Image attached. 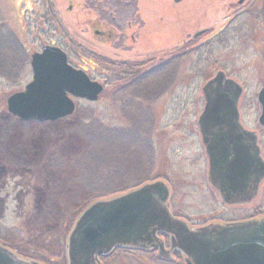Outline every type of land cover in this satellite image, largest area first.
<instances>
[{
  "label": "rangeland",
  "instance_id": "rangeland-1",
  "mask_svg": "<svg viewBox=\"0 0 264 264\" xmlns=\"http://www.w3.org/2000/svg\"><path fill=\"white\" fill-rule=\"evenodd\" d=\"M52 1L46 9L42 0H0V42L16 44L28 61L13 82L0 78V159L29 170L0 169V244L24 260L66 264V241L78 215L92 203L126 194L146 180L169 185L170 209L187 224L211 216L218 205L210 202L196 128L204 104L202 87L224 72L245 89L242 113L253 114L252 99L264 85L263 0L240 5L239 0H161V37L151 36L147 42L152 48L161 43L160 51L126 54L92 37L86 21L94 14L76 4L69 12L66 0ZM199 31L205 33L193 41ZM51 44L104 90L95 103L75 101V113L63 120L19 125L9 117L6 101L31 81L30 56ZM177 50L179 57L171 60ZM102 60L143 67L125 75ZM159 63L163 68L155 79L147 74L149 80L135 82ZM55 183L66 191L49 187ZM107 186L125 189L94 198ZM45 199L50 214L64 209L62 204L70 199L82 202L83 208L53 229L41 220L47 214ZM52 216L56 219L57 213ZM102 264L183 262L176 254L163 261L154 251H117Z\"/></svg>",
  "mask_w": 264,
  "mask_h": 264
},
{
  "label": "water",
  "instance_id": "water-1",
  "mask_svg": "<svg viewBox=\"0 0 264 264\" xmlns=\"http://www.w3.org/2000/svg\"><path fill=\"white\" fill-rule=\"evenodd\" d=\"M244 1L239 0L238 4ZM29 65L31 81L6 101L8 113L21 122L58 121L74 112L72 99L94 103L103 92V86L84 71L73 68L66 53L58 47L45 46L33 53ZM241 92L240 85L226 78L223 72H217L202 87L204 108L197 125L210 158L209 177L218 190L222 188L217 184L219 165L229 157L228 148L220 141L225 138L223 132L227 126L239 131L237 102ZM259 102L264 116V89ZM239 162L236 157L225 170L228 178L242 172L234 164ZM245 163L243 159L242 164ZM231 193L235 192L223 194L225 202L240 203ZM169 197L168 187L156 181L91 204L77 218L67 238V264H100L99 257L122 247L158 249V256L164 258L163 243L157 238L159 233L169 236L166 259L176 250L183 255L185 264H264V221L190 229L170 214ZM0 264L38 263L21 259L0 245Z\"/></svg>",
  "mask_w": 264,
  "mask_h": 264
},
{
  "label": "flooded vegetation",
  "instance_id": "flooded-vegetation-1",
  "mask_svg": "<svg viewBox=\"0 0 264 264\" xmlns=\"http://www.w3.org/2000/svg\"><path fill=\"white\" fill-rule=\"evenodd\" d=\"M42 1H44L46 9L53 2L52 0ZM66 1L68 2L67 10L69 12L73 10L76 4V7H79L81 10H86L89 15L90 13L94 14V18L88 19L86 21V26L89 27L92 37L99 43L105 42L106 44H110L115 52L119 54H126L131 52L133 53L137 50L139 53H141L144 50L147 51V49L149 52H151L157 48V52L160 51L161 43L159 41L158 43H160V45L153 48L149 47L151 43L149 44L147 42H151V36H154L155 39L161 37V0ZM171 1L173 2V4H178L181 2V0L177 2L173 0ZM153 10V19L148 22L146 19L151 18ZM51 13L52 10L50 9V18L53 17L54 19L55 15ZM203 33L205 32L199 31L194 34L193 41ZM179 52L180 51L177 50L176 54L170 57L171 60L178 58ZM122 63L109 60V68L111 70H118L120 69V65H125V62ZM132 67L133 71L140 72L143 64H137ZM162 68V63L156 64L149 73L144 71L145 73H141L138 79L135 78V82L149 80V78L146 79L147 74L148 77H153V79H155V77H157V75L161 73ZM175 69L176 68L173 67L174 75ZM125 75H130V72H126ZM240 86L242 92L237 102V126L239 128V131H233L232 125L227 126L223 132L225 138L220 141L221 145H224L229 150V157L226 159V162H222L219 165V169L221 170V172L217 184L222 186L221 190H218L212 185V179H210L209 177L210 158L207 156L206 148L202 143V139L196 125L199 136V143L202 147L203 160L206 168L205 179L207 187L209 189L208 192L210 193L211 197L210 202L217 203L218 208H212L210 210V213L214 211L211 216H205L204 218L202 217L201 219L195 220L194 222L188 224L191 229H202L211 226L246 224L253 222L257 223L264 221V121H261L262 119H264V116H262L263 108L261 103L259 102V95L261 90L264 89V85L259 89L256 96L252 99V115H245L244 113H242L245 89L242 85ZM212 141L216 142L215 139H213ZM210 143L212 142L210 141ZM235 148L237 150H235ZM236 157H238L240 162L234 164H236L242 172L237 177L233 176L230 179L227 177L225 170L231 167L232 161L236 160ZM243 159L246 162L245 164H242ZM169 190L170 208L172 190L170 188ZM230 192H235L231 194H235V200L240 203L231 204L225 202L223 194L227 195ZM175 218L179 219L178 217ZM158 239L161 240L164 248L162 249L161 253L164 258L159 257L158 259L169 260L166 259V257H168L166 251L169 250V247H167L168 237L163 234H159ZM174 255L175 253L171 252L170 257L172 256L173 258Z\"/></svg>",
  "mask_w": 264,
  "mask_h": 264
},
{
  "label": "trees",
  "instance_id": "trees-1",
  "mask_svg": "<svg viewBox=\"0 0 264 264\" xmlns=\"http://www.w3.org/2000/svg\"><path fill=\"white\" fill-rule=\"evenodd\" d=\"M261 18L264 20V0H263L262 11H261ZM10 49H12V51ZM93 59L95 60L97 58H93ZM98 60L101 61V59H98ZM102 63L105 64V66H109V61L105 62L102 60ZM24 64L25 65L28 64V61H27L26 55L23 54L22 49L18 48L16 44L14 45V47H12L9 40H5V41L1 40V42H0V78L7 80L8 82L12 80V82H13L16 79L19 71L22 70V68L24 67ZM120 70H124L127 73H129V72L131 73L133 71V67L127 66V65H120ZM33 124H34L33 127L41 126V125H47V124H37V123H32L31 125H33ZM28 125H30V124H28ZM0 169H2V170L3 169H7V170L17 169V170L29 171L27 169L17 167V165L14 162H12V160L3 161L2 159H0ZM147 182H149V180L143 181L136 186L137 187L141 186L142 184H145ZM55 185H56V183L54 185H49V187L52 189L58 190V191H66V190L55 188ZM62 187H64V186L62 185ZM122 189H125V188L122 187ZM122 189L116 188L115 190H113L112 188H110V186H107L104 189H101L100 191L95 193L96 197L94 196V198H97L98 200L99 199H105V198L110 197L111 195H113L117 192H120V190H122ZM67 190H69V188ZM64 193L62 195V198L59 199L60 201L62 199H65L66 196ZM92 195H90V196H92ZM90 196L87 199L93 198V196L92 197H90ZM45 200H46L45 201V208H46L47 214L42 215L41 220H42V222L47 221L43 224H47V227H52L53 229H54L53 226L57 227L59 225V220L64 219L66 217L70 218V219H74L75 218L74 216L77 213H79V211L83 208L82 202H81V204H78L75 200L70 199V200H68L62 204V205H65L64 209H62V207H60V209L57 211L52 210L53 213L51 212V214H54L55 212L57 213V217L55 219L53 216L51 217L49 205L47 203L48 200L47 199H45ZM52 201L58 202V200H56V201L52 200ZM73 201H75V202H73ZM84 202H87V200H85ZM60 211H63V213H60ZM117 251H123V250H115L111 254L100 258V260L102 262L107 260L108 258L112 257L114 252H117Z\"/></svg>",
  "mask_w": 264,
  "mask_h": 264
}]
</instances>
